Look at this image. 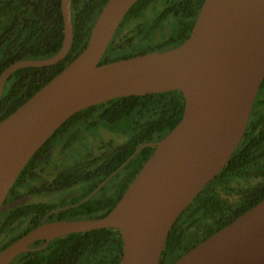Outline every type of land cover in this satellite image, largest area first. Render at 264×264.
Instances as JSON below:
<instances>
[{
	"label": "water",
	"instance_id": "obj_1",
	"mask_svg": "<svg viewBox=\"0 0 264 264\" xmlns=\"http://www.w3.org/2000/svg\"><path fill=\"white\" fill-rule=\"evenodd\" d=\"M140 0H108L83 52L0 123V212L21 172L71 117L118 98L180 91L179 124L155 146L134 181L103 218L43 224L0 252L11 264L39 241L77 233L119 230L121 264H159L181 214L226 167L237 150L264 81V0H205L189 38L180 46L101 65L124 18ZM65 38L44 60L10 65L0 76V100L16 71L64 60L74 42L72 0H62ZM119 171V170H118ZM173 264H264V199Z\"/></svg>",
	"mask_w": 264,
	"mask_h": 264
},
{
	"label": "trees",
	"instance_id": "obj_2",
	"mask_svg": "<svg viewBox=\"0 0 264 264\" xmlns=\"http://www.w3.org/2000/svg\"><path fill=\"white\" fill-rule=\"evenodd\" d=\"M155 1L140 0L134 5L114 36L101 65L180 46L189 38L205 0H163L166 3L164 14L155 19L153 28L156 29L170 16L176 22L170 35L153 46L129 49L133 39L140 35V28L134 29L137 34L128 33L126 37H121L120 32ZM61 2L62 0H0V76L16 62L44 60L60 51L65 38ZM107 2L108 0H72L74 42L69 54L53 66L24 68L12 74L0 100V123L83 52ZM184 109L183 94L173 91L145 97L118 98L79 112L60 127L33 156L11 189L10 197L21 196L14 193L15 190L22 183L31 181L42 155L50 147L52 149L56 139L66 133L67 128L97 114L96 119L105 122L113 130L126 134L128 140L117 147L107 144L103 163H99V158L96 157L67 168L50 184L49 190L68 189L83 183V193L70 202L79 204L101 182L118 172L115 177L118 183L113 195L100 194L73 208V211L85 213L90 219L105 217L118 204L129 188V183L134 181L153 155L155 146L146 147L131 160L130 158L140 146L157 143L165 138L181 121ZM96 124L97 120L91 126ZM219 187L223 188L227 196L218 192ZM107 189L108 186L105 190ZM12 199L9 198L6 202L14 201ZM263 199L264 81L237 150L222 172L205 186L174 224L159 264H173ZM53 208L55 206L27 203L0 212V252L36 227L40 223L38 217L44 216ZM26 215L31 217V223L27 231L22 233L24 228L21 220ZM39 244L36 243L34 248H38ZM122 256L123 240L120 231L102 229L58 238L43 250L20 255L11 264H121Z\"/></svg>",
	"mask_w": 264,
	"mask_h": 264
},
{
	"label": "flooded vegetation",
	"instance_id": "obj_3",
	"mask_svg": "<svg viewBox=\"0 0 264 264\" xmlns=\"http://www.w3.org/2000/svg\"><path fill=\"white\" fill-rule=\"evenodd\" d=\"M165 7H166V3L163 0H156L154 3L149 5L140 15L133 18L128 26H125L122 29V31L120 32V35H121V37H126L128 35V33L131 34L132 32H134V34H137L138 32H135L134 29L138 28V27L140 28V31H139L140 35H138L137 37H135L133 39V42L129 46V49L130 48H138V47H142V46H153V45H155V43H158V42L166 39L170 35V33L172 31L169 32V29L166 30V32L164 33L163 36L158 35L162 26L165 23H168L170 16H168L163 21V23L160 26H158L156 29L153 28V22L155 21V19H157V17H159L160 15L162 16L164 14L163 12L165 11ZM118 30H117V32H118ZM156 34L159 36V39H157V40H155ZM146 54H149V53H146ZM141 55H145V54H141ZM137 56H140V55H137ZM251 114H252V112H251ZM95 116H97V114H95L92 118L84 119L81 122L73 123L70 128H67L66 133H63L61 136H59L56 139L55 143L52 145L53 146L52 149L50 147V149L47 150L44 155H42L41 161L39 162V165H38L36 171L34 172L33 178L31 179L30 182H28L29 184L28 183H26V184L22 183L21 185L18 186L17 190H15L14 193H17V195H21V196L10 197V193H11V190H10V192L6 198V201H9L8 200L9 198H13L12 200L15 201V200L23 198V197L31 196V199L27 203H32V204L41 205V206L46 205L48 207L49 206L50 207L55 206V208H53V209H50V210L47 209L48 211L45 213L44 216H42V217L39 216L38 220L40 221V223L36 227H34L30 231H28L27 233L25 231H27L28 225H29V223H31V217L29 218V215H26L24 218H22L21 221L23 223L22 226L24 228L22 230V233L25 232V234H23L22 237H24L25 235L30 233L32 230L36 229L37 227H39L43 224L60 222V221L91 220L90 218L86 217L87 215L85 213L83 214L80 211L75 212V211H73V208L82 204L83 202L87 201L88 199H91L94 196H97L100 194L113 195L115 193L116 187H117L116 184L118 183V181L115 179V177H116V174L118 172H114L109 178H107L106 180L101 182V184L79 204H70V202H72L76 197L80 196L83 193V191H84L83 183L81 185H78V186L72 187V188H68V189L55 190V191L49 190L50 184L52 182H54L55 179L62 172H64V170H66L67 168H69V167H71L77 163L85 162L86 160L95 159L96 157L99 158V163H103L104 162L103 157L106 155V151H107V148H106L107 144H112L114 147H117V146L122 145L123 143H125L128 140V137L126 134H123L121 131H116V130H113L111 128V129H109L110 133L115 134L119 138L120 137L122 138V136L123 137L125 136L126 140L119 145L113 144L111 141L109 143H107L105 141V139L100 140L97 142V145H94V147L97 146L95 148L96 150L94 148L87 147L86 150L81 155V158H78V159L76 158L74 160L69 161L70 163L67 166H60V163L57 160L59 158H65V154H66L67 150L70 149V147L75 144V142L78 138H80L82 135L86 134V133H84V130L90 131L91 129L100 128L103 125H106L105 122H103L99 119H96ZM96 120H97V124L94 126H91L93 124V121H96ZM92 149H94V150H92ZM113 179H114V182H111ZM130 184L131 183H129V186H130ZM23 186H28V188L23 189L22 188ZM107 186H108V189L105 190ZM37 196L38 197L42 196V197H40L38 200H36ZM6 201L4 203L5 205L8 203H11V202L7 203ZM27 203H25V204H27ZM98 214L100 215V213H98ZM38 215H41V214H38ZM93 219H99V218H93ZM36 243H38V242H35L30 246V249L32 251H29V252H33L35 250L34 247H36L35 246ZM39 243L40 244L37 245L38 248L42 247L45 242L39 241ZM38 248H36V249H38Z\"/></svg>",
	"mask_w": 264,
	"mask_h": 264
},
{
	"label": "rangeland",
	"instance_id": "obj_4",
	"mask_svg": "<svg viewBox=\"0 0 264 264\" xmlns=\"http://www.w3.org/2000/svg\"><path fill=\"white\" fill-rule=\"evenodd\" d=\"M175 26H176L175 20L173 18H170L168 20V23H165L162 26L158 35L163 36L167 29H169V32H170L173 30V27ZM158 35L157 34L155 35V40L159 39ZM109 129H111L110 126L103 125L100 128H94V129H91L90 131L84 130V133L86 134L78 138L75 144L71 146L70 149L67 150L65 154V158H59L57 160L59 161L60 166H67L70 163L69 161L74 160L76 158L77 159L81 158V155L83 154V152L86 150L87 147L95 149L97 146L94 147V145H97V142L100 140L105 139L107 143L111 141L113 144H116V145H119L126 140L125 136L124 137L122 136V138L121 137L119 138L115 134L110 133ZM218 192L222 196H227L222 187H219ZM40 197L37 196L36 200H38Z\"/></svg>",
	"mask_w": 264,
	"mask_h": 264
}]
</instances>
